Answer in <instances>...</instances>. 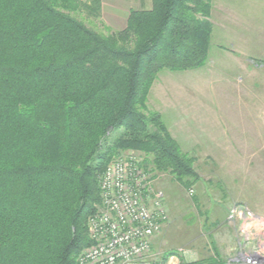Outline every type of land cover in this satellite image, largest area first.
Here are the masks:
<instances>
[{"label":"trees","instance_id":"16d2710c","mask_svg":"<svg viewBox=\"0 0 264 264\" xmlns=\"http://www.w3.org/2000/svg\"><path fill=\"white\" fill-rule=\"evenodd\" d=\"M214 1L150 0L101 34L78 18H98L99 0H0V264H77L99 178L124 152L152 179L187 192L200 182L147 103L161 73L207 64ZM180 264L225 261L213 249Z\"/></svg>","mask_w":264,"mask_h":264},{"label":"crops","instance_id":"0c3cea01","mask_svg":"<svg viewBox=\"0 0 264 264\" xmlns=\"http://www.w3.org/2000/svg\"><path fill=\"white\" fill-rule=\"evenodd\" d=\"M210 22L209 60L205 69L194 71L197 95L183 98L180 134L185 144L193 146L190 150L209 158L215 168L245 167V161L256 154L264 165V17L235 15ZM208 86L212 87L209 96L204 95ZM203 186L196 209L214 245L213 234L225 232V243L219 241L215 247L221 256L230 253L225 259L229 263L236 251L233 231L228 228H233L229 220L233 208L245 205L262 219L264 214L241 197L244 187L238 195L233 194L234 188L227 189V200L208 201L202 195L217 193L213 187L208 193Z\"/></svg>","mask_w":264,"mask_h":264},{"label":"rangeland","instance_id":"374dc122","mask_svg":"<svg viewBox=\"0 0 264 264\" xmlns=\"http://www.w3.org/2000/svg\"><path fill=\"white\" fill-rule=\"evenodd\" d=\"M99 3L98 18L86 14H80L78 18L87 27L101 34L123 29L130 11L150 9L151 7L150 0H99ZM235 15L264 17V0H215L212 4L210 21L218 22L221 19L224 20L226 16ZM195 78L194 71L163 72L153 83L148 97L149 111L158 113L171 134L175 135V139L181 143L182 150L196 158L195 169L201 180L192 188L193 192L190 194L172 182L167 175L152 174L154 188L164 194L168 215V221L163 225L161 232L153 238L151 244L152 254L157 257L159 264H180L181 261L185 263L197 262L208 257L213 249L219 253L220 249L215 247L219 241L225 243V232H215L213 235L216 245L211 242L212 233L206 231L207 227L203 222V216L198 214L192 201V198L198 199L201 196L200 191L205 192L203 184H205L208 193L213 187L218 194L202 195L208 201H215L221 197L227 200V189L232 191L234 188L233 194L238 195V191L244 187L241 197L255 205L256 209L264 214V195L261 194L264 192V165L260 154L253 155L248 161L246 160L247 166L245 167L220 169L215 168L209 158H205L203 154L189 149L193 146L184 143V137L179 130V122L184 115L181 114L180 107L184 106L182 102L184 97L193 98L197 95ZM211 89L212 87L208 86L204 95L209 96ZM245 208L249 209L246 206ZM237 223V221L230 223L233 228L228 226L233 231L236 243L238 238ZM169 250L177 251L178 256L161 262L164 253ZM228 255L230 253L225 256L220 255L225 264H227L225 259Z\"/></svg>","mask_w":264,"mask_h":264},{"label":"built area","instance_id":"2783aa9c","mask_svg":"<svg viewBox=\"0 0 264 264\" xmlns=\"http://www.w3.org/2000/svg\"><path fill=\"white\" fill-rule=\"evenodd\" d=\"M141 164L138 153L127 151L101 174L100 203L87 224L92 245L78 255L77 264H159L151 244L168 215L164 194ZM236 219V251L227 264H264V219L235 206L229 220Z\"/></svg>","mask_w":264,"mask_h":264}]
</instances>
